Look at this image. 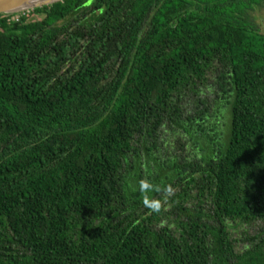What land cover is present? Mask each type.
Returning a JSON list of instances; mask_svg holds the SVG:
<instances>
[{
  "label": "trees",
  "instance_id": "1",
  "mask_svg": "<svg viewBox=\"0 0 264 264\" xmlns=\"http://www.w3.org/2000/svg\"><path fill=\"white\" fill-rule=\"evenodd\" d=\"M16 14H0V264H264V0ZM167 132L192 152L162 158Z\"/></svg>",
  "mask_w": 264,
  "mask_h": 264
},
{
  "label": "water",
  "instance_id": "2",
  "mask_svg": "<svg viewBox=\"0 0 264 264\" xmlns=\"http://www.w3.org/2000/svg\"><path fill=\"white\" fill-rule=\"evenodd\" d=\"M65 0H0V14H16Z\"/></svg>",
  "mask_w": 264,
  "mask_h": 264
},
{
  "label": "rangeland",
  "instance_id": "3",
  "mask_svg": "<svg viewBox=\"0 0 264 264\" xmlns=\"http://www.w3.org/2000/svg\"><path fill=\"white\" fill-rule=\"evenodd\" d=\"M35 14H32L31 17H35ZM262 25H263V30H264V17L262 18ZM207 92H210L207 91ZM212 97H214V94L211 95ZM159 144L161 145V147L159 148L160 151V156L162 158H164L166 156L167 153L174 155L176 153H181V155H186V154H190L192 152V150H187L188 151H181L177 146H175V142L173 140L172 134L167 132L166 134H163L160 138H159ZM188 147V146H187ZM169 149L170 152L165 151V149ZM144 160H146V158H144ZM239 230L235 231L238 232Z\"/></svg>",
  "mask_w": 264,
  "mask_h": 264
},
{
  "label": "built area",
  "instance_id": "4",
  "mask_svg": "<svg viewBox=\"0 0 264 264\" xmlns=\"http://www.w3.org/2000/svg\"><path fill=\"white\" fill-rule=\"evenodd\" d=\"M31 11H32V10H31ZM31 11H25V12H31ZM25 12H23V13H25ZM19 14H20V13H18V14H16V15H13V19H14V20H18Z\"/></svg>",
  "mask_w": 264,
  "mask_h": 264
},
{
  "label": "flooded vegetation",
  "instance_id": "5",
  "mask_svg": "<svg viewBox=\"0 0 264 264\" xmlns=\"http://www.w3.org/2000/svg\"><path fill=\"white\" fill-rule=\"evenodd\" d=\"M262 27H263V25H262Z\"/></svg>",
  "mask_w": 264,
  "mask_h": 264
}]
</instances>
